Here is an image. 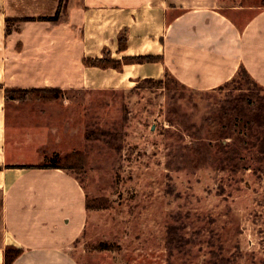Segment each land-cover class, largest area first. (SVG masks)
<instances>
[{
    "label": "rangeland",
    "instance_id": "1",
    "mask_svg": "<svg viewBox=\"0 0 264 264\" xmlns=\"http://www.w3.org/2000/svg\"><path fill=\"white\" fill-rule=\"evenodd\" d=\"M224 85L192 90L166 73L126 90L28 100L50 128L54 152L42 165L81 160L72 173L102 215L76 244L81 264H264V91ZM30 109L24 117L38 115ZM8 140L14 151L11 131ZM176 227L186 238L177 253Z\"/></svg>",
    "mask_w": 264,
    "mask_h": 264
},
{
    "label": "crops",
    "instance_id": "2",
    "mask_svg": "<svg viewBox=\"0 0 264 264\" xmlns=\"http://www.w3.org/2000/svg\"><path fill=\"white\" fill-rule=\"evenodd\" d=\"M60 1L0 0V264L8 247L22 250L13 264H81L76 244L102 216L87 208L89 192L72 171L42 165L54 152H45L50 129L41 124L45 110L8 100L6 88L126 90L168 73L189 89L210 91L233 80L241 67L264 88L262 3L64 0L60 6ZM59 8L57 21H15L6 35L8 19L52 18ZM106 56L161 60L123 64L120 70L86 64ZM32 106L40 117L23 116ZM26 150L35 160L21 159ZM25 166L40 168H19Z\"/></svg>",
    "mask_w": 264,
    "mask_h": 264
},
{
    "label": "trees",
    "instance_id": "3",
    "mask_svg": "<svg viewBox=\"0 0 264 264\" xmlns=\"http://www.w3.org/2000/svg\"><path fill=\"white\" fill-rule=\"evenodd\" d=\"M60 1V6H61ZM60 16V8L58 9L57 14L52 18H22V19H8L7 22H30V21H57ZM11 34V28L6 29V35ZM126 38H120V49L124 50L126 48ZM161 60V57L155 56H139V57H126L123 60H115L110 59L109 57H104L102 59L96 60H86V64L91 62L99 67L102 68H114V69H122L123 64H143V63H153ZM231 84H236V90H243L246 88L248 91L255 90V92L264 91V88L258 85L248 74L245 68L241 67L236 77L231 80L230 82L226 83L224 86H229ZM65 90L58 89V88H44V89H19V88H6L5 95L8 100H16L21 103H25L28 100L34 101H42V102H54V100L58 99L59 96L65 94ZM254 92V91H253ZM52 95H54L52 97ZM264 124V123H263ZM262 144H264V138L262 139ZM76 155L79 152L75 151ZM73 155L66 154L62 157H58L57 162L53 165H46V168L52 169H63V170H80L83 168L82 161L71 160ZM19 168H40L39 166H25ZM1 169V167H0ZM95 199H89L87 201V208L92 209L94 208L93 203ZM173 229H170L169 237L173 234ZM172 241V238H170ZM173 242V241H172ZM186 245V238L178 235L177 227H176V253L182 252V247ZM96 249L99 251H109L112 249V245L107 242H100L96 245ZM22 250L8 247L5 250V263L4 264H13V262L21 255Z\"/></svg>",
    "mask_w": 264,
    "mask_h": 264
}]
</instances>
